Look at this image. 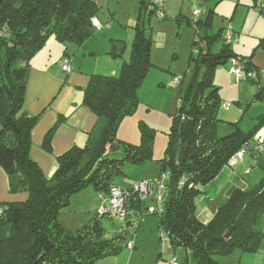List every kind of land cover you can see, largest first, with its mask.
Masks as SVG:
<instances>
[{"label": "trees", "instance_id": "1", "mask_svg": "<svg viewBox=\"0 0 264 264\" xmlns=\"http://www.w3.org/2000/svg\"><path fill=\"white\" fill-rule=\"evenodd\" d=\"M141 3V9L159 15L160 5L155 0ZM162 8L160 16L165 18V7ZM98 10L95 0H0V166L9 177L11 191L29 193L24 201L0 202L4 206L0 215V264H94L98 258L117 254L130 244L134 247L128 238V234L137 232L132 227L131 210H140L145 202L136 194L127 196L128 214L120 224L116 223L118 218L98 211L74 231L63 226L58 216L75 193L89 185L101 194L109 193L111 185L116 184L113 177L120 165L143 162L153 155L154 134L147 126L141 124L139 144L118 137L123 119L136 111L139 89L154 65L153 38L146 33L141 13L134 26L130 59L123 62L121 72L93 73L84 90L82 103L97 115L86 144L74 145L58 155V167L51 176L30 154L32 129L38 121L24 109L30 61L52 35L64 43L83 44L96 31L93 19ZM212 12L209 10L206 19H197L195 25L193 46L200 41L207 45V50L202 47L197 57H193V50L191 54L197 67H205L203 77L199 79L196 71L189 86L179 91L165 156L160 159L163 172L153 179H162L167 173L162 210L154 212L159 214L160 231L167 234L172 247L192 250L197 264H215L217 255L234 248L256 251L264 236L259 228L264 213V175L250 188H235L208 222L197 216L195 198L202 187L264 125L262 113L250 130L236 125L229 134L220 136L216 132L222 99L215 82L217 67L240 55L247 69H260L252 64L250 56L237 53L233 43L224 42L225 31H209ZM198 27L205 28V36ZM216 42L219 46L213 50ZM260 45L264 47V37ZM126 46L125 39L112 38L109 54L122 57ZM262 75L249 78L259 86L254 99H264ZM54 129L55 126L46 134L47 149L51 148ZM118 149L122 154L112 156ZM148 199L157 205L155 198ZM104 219L112 223V229L105 227ZM47 236L52 244L48 250Z\"/></svg>", "mask_w": 264, "mask_h": 264}, {"label": "rangeland", "instance_id": "2", "mask_svg": "<svg viewBox=\"0 0 264 264\" xmlns=\"http://www.w3.org/2000/svg\"><path fill=\"white\" fill-rule=\"evenodd\" d=\"M141 2L142 0H104V3L99 4L98 13L101 16H110L109 20H113L111 15L113 14L115 17L112 21L113 28L111 26V29L106 27L103 30H96L85 41L83 48L86 49L88 44H95L101 48L106 40H111L113 37L125 39L131 50L135 36L134 25L140 13L146 33L151 34L153 38L151 54L154 65L139 89V105L133 114L123 119L118 137L126 142L139 144L141 124H143L153 131L154 150L152 157L143 162L127 161L120 165L113 181L124 190L131 189L141 179H156L163 172L160 159L165 156L172 117L178 105L179 91L189 86L196 71L199 79L203 77L205 67H197L196 61L191 57L192 50L194 58L202 47L207 50V45L201 41L193 46L198 12L202 11V18L206 19L209 10L213 9L210 32H218L220 29L226 31L234 27L237 36L241 39L240 43H233L236 48L238 45L244 47L245 44L257 43L260 37H264V0H165V18L156 13L150 14L148 9H141ZM133 13L136 16L132 23L130 14ZM198 29L202 36H205V28L198 27ZM213 45L215 50L219 42ZM86 51L89 55L92 50ZM221 70L228 77L224 69ZM177 77L183 79L175 85ZM234 77L238 81L235 73ZM243 79L245 78L242 76L241 80ZM248 83L253 84L250 81ZM219 84L222 97L218 116L219 119L221 117L220 122H226L223 118L224 113L235 111L236 115L243 119L239 122V126L245 130L250 129L255 123L254 117L257 115L256 111H259L257 109L264 106V99H254V92L251 89L247 91L249 101H245L240 106L239 102L234 100L236 91L227 79ZM121 154L122 149H118L112 156L119 157ZM76 201L79 203L78 208H72ZM109 203L107 192L101 194L93 185H89L71 197L70 204L59 213V222L67 229L76 231L101 208L108 207ZM149 204L153 205L154 202L147 199L141 204L140 210H131L132 227H135L137 232L133 236L128 234V238L130 237L134 247H125L117 254L100 257L94 264H172L173 260L178 264L198 263L192 250L183 246L172 247L167 234L159 229V214L151 213L147 208ZM103 222L106 228L112 229L109 220L104 219ZM120 222L119 218L116 219V223L120 224ZM124 222L127 224V221ZM259 228L264 234V213ZM216 259L215 264H264V236L256 251L234 248L227 254L217 255Z\"/></svg>", "mask_w": 264, "mask_h": 264}, {"label": "crops", "instance_id": "3", "mask_svg": "<svg viewBox=\"0 0 264 264\" xmlns=\"http://www.w3.org/2000/svg\"><path fill=\"white\" fill-rule=\"evenodd\" d=\"M95 1L98 5L104 3V0ZM111 15L115 20L114 15ZM135 16V13L130 14V22H134ZM97 19L102 27H97L96 30H103L106 27L111 29L113 20H109L110 16H101L98 13ZM233 29L237 32L234 27ZM127 38L130 42L129 35ZM260 39L261 37L257 43L245 44L244 47L240 45L237 46L238 48L232 46L237 53L250 56L252 64L262 70L263 75L260 78V83L264 85V47L260 45ZM240 42L241 39L239 38L234 43ZM85 43H64L52 35L30 61V74L24 109L29 115L38 117V121L32 129L30 154L47 176L53 175L56 171L58 155L74 145L82 146L86 144L88 134L97 122V115L82 103L84 90L90 81L91 75L93 73L117 75L121 72L123 62L130 59L131 56L129 43H127L122 57H113L109 54L111 40H106L101 48L95 44H88V47L83 49ZM86 50H92V53L89 52L88 55ZM66 60L70 62V71L62 68L61 62ZM230 66L231 64L228 61L226 64L217 67L215 82L220 85L219 82H224L227 79V82L236 91L234 93L235 102H239L241 106L245 101H249L250 97L247 95V91L253 89V95L255 96L259 86L246 77L243 80L240 78L236 81ZM221 69H224L228 77L221 72ZM248 81L256 85H250ZM240 106L237 108L238 110ZM257 110L259 111H256L255 123L258 121L257 117L264 113V106ZM236 114L235 111L224 113L223 118L226 121L224 123L220 122V117L216 126L218 135L229 134L236 128V125L239 126V122L243 119ZM54 126L51 148L47 149L44 146V140L47 132ZM263 129L264 125L259 130ZM263 175L264 151L248 153L234 166H223L216 177L205 184L202 191L195 198L198 218L203 222H208L235 188H250L257 184ZM28 196L29 193L26 190L11 191L9 177L0 166V202L24 201ZM78 205L79 203L76 201L72 208H78Z\"/></svg>", "mask_w": 264, "mask_h": 264}, {"label": "built area", "instance_id": "4", "mask_svg": "<svg viewBox=\"0 0 264 264\" xmlns=\"http://www.w3.org/2000/svg\"><path fill=\"white\" fill-rule=\"evenodd\" d=\"M159 5V16L161 15L162 7L164 6L165 0H155ZM202 11L198 12V19L201 18ZM96 27H101V23L97 18L93 19ZM239 37L234 33L233 29L230 27L224 32V42L227 44H232L237 42ZM245 58L240 55L232 56L229 60L231 64L230 68L237 76L239 80L242 76L246 78H256L262 70L258 72L256 69H247L245 67ZM62 68L66 71L71 70V65L68 60L61 62ZM181 82V77H177L175 80V85ZM264 151V129L259 130L252 139L245 141L240 148H238L228 159L227 165L234 166L236 163L241 161L244 156L248 153H260ZM167 173L163 174L162 179L149 180L141 179L137 182L130 191H124L119 185L113 184L109 191V206L103 207L99 211L101 213H109L114 218H119L124 220L128 214L126 207V199L129 194H136L140 200L146 201L149 197H153L157 201V205H152L149 207L151 213L161 212L162 201H163V189L165 187L164 177ZM4 211V206H0V215ZM131 247L132 244H130ZM172 264H178L176 260L172 261Z\"/></svg>", "mask_w": 264, "mask_h": 264}, {"label": "water", "instance_id": "5", "mask_svg": "<svg viewBox=\"0 0 264 264\" xmlns=\"http://www.w3.org/2000/svg\"><path fill=\"white\" fill-rule=\"evenodd\" d=\"M51 246H52V244H51V242H50V240H49V238H48V236H47V239H46V246H45L46 250L50 249ZM36 264H39V262L37 261Z\"/></svg>", "mask_w": 264, "mask_h": 264}, {"label": "clouds", "instance_id": "6", "mask_svg": "<svg viewBox=\"0 0 264 264\" xmlns=\"http://www.w3.org/2000/svg\"><path fill=\"white\" fill-rule=\"evenodd\" d=\"M202 17V16H201ZM95 18H97V17H95ZM100 22V21H99ZM95 25V24H94ZM102 25V24H101ZM97 28V27H96ZM259 131V130H258Z\"/></svg>", "mask_w": 264, "mask_h": 264}]
</instances>
